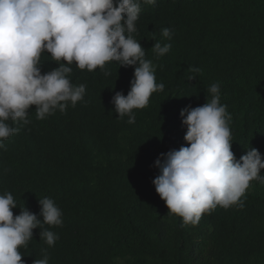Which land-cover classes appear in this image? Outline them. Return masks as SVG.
I'll return each instance as SVG.
<instances>
[{
  "label": "trees",
  "instance_id": "trees-1",
  "mask_svg": "<svg viewBox=\"0 0 264 264\" xmlns=\"http://www.w3.org/2000/svg\"><path fill=\"white\" fill-rule=\"evenodd\" d=\"M132 35L164 84L133 109L134 123L111 103L116 92L127 95L134 68L114 61L91 72L71 65L70 82L86 85L75 107L39 120L32 106L30 123L7 121L19 131L2 141L0 194L13 195L14 216L24 206L39 217L43 198L62 212L61 226L43 225L57 234L54 245L34 229L19 249L24 264L45 252L48 264H264V183L250 182L242 208L217 206L196 225L168 213L152 183L157 158L187 146L181 110L208 102L213 83L231 116L236 159L247 148L264 157V0L142 2ZM155 42L170 50L157 56ZM59 63L42 54V74Z\"/></svg>",
  "mask_w": 264,
  "mask_h": 264
},
{
  "label": "clouds",
  "instance_id": "clouds-1",
  "mask_svg": "<svg viewBox=\"0 0 264 264\" xmlns=\"http://www.w3.org/2000/svg\"><path fill=\"white\" fill-rule=\"evenodd\" d=\"M155 0H0V148L19 128L7 121L28 124V112L35 106L36 118L44 119L57 109L75 107L86 92V85L70 82L71 65L89 72L106 62L119 67H133L127 95L116 92L111 103L118 118L128 116L135 122L133 109L147 106L154 92L164 89L157 83L152 62L133 38L141 12V3ZM172 30H161L169 37ZM170 44L155 42L152 51L163 56ZM50 54L59 66L41 72V56ZM198 73V68H191ZM105 76L111 75L103 71ZM191 76L189 79H194ZM211 99L202 106L181 110L186 126L187 146L162 153L154 167L159 174L152 181L155 192L168 213L182 219L183 225H196L202 214L217 206H244L241 197L253 180L264 183V157L255 148H247L239 160L232 151L229 128L231 116L220 103V86L207 89ZM39 217L24 206L18 215L16 200L8 192L0 194V264H24L19 250L32 240L33 230L40 229V239L53 246L58 236L43 227L61 226L62 212L54 200H38ZM182 225V226H183ZM48 255L32 264H48Z\"/></svg>",
  "mask_w": 264,
  "mask_h": 264
}]
</instances>
